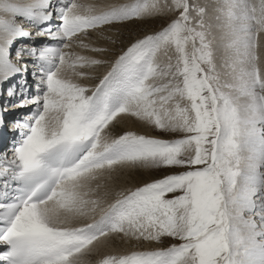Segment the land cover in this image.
<instances>
[{
	"label": "snow or ice",
	"instance_id": "snow-or-ice-1",
	"mask_svg": "<svg viewBox=\"0 0 264 264\" xmlns=\"http://www.w3.org/2000/svg\"><path fill=\"white\" fill-rule=\"evenodd\" d=\"M164 8L178 15L82 83L109 61L73 44L103 56L90 32ZM215 12L219 42L190 0H0V133L15 134L0 152V264H264V0ZM45 35L55 43L36 45ZM19 40L31 43L13 57ZM18 108L29 111L7 121ZM123 116L183 135L116 133ZM173 168L104 206L118 170ZM113 237L179 243L99 253Z\"/></svg>",
	"mask_w": 264,
	"mask_h": 264
},
{
	"label": "bare ground",
	"instance_id": "bare-ground-1",
	"mask_svg": "<svg viewBox=\"0 0 264 264\" xmlns=\"http://www.w3.org/2000/svg\"><path fill=\"white\" fill-rule=\"evenodd\" d=\"M214 1L216 2L215 4L217 5V0H214ZM22 2H24V0H22ZM79 2L82 4L94 5L97 9H99V8L105 7V6L110 5V4L127 2V0H79ZM209 10H211V9H209ZM216 14H217L216 12L214 14H212L214 16H211V18H209V20L205 16L206 17L205 20L207 21V23H210L213 25L212 34H213V36L217 37V42H219L218 35L220 34V32L215 27V25L217 23V21L215 20ZM144 22H146V21H144ZM144 22H142V23H144ZM56 23H57V21L55 19H53L52 26L55 27ZM132 24H133V21L128 22L126 24L122 23V24L112 25L110 28L105 29L103 31L90 32L89 33V39L85 40V43H91L93 45L102 46V47L107 48L109 51L107 53H105L103 56H101V54H99V53H94V52H91L87 49H81L76 44H73V47L69 50L74 51V52H78V53L83 54V55L95 56L97 58H103V59L108 60L110 63L118 55V54H116V52H117L116 41L124 39L122 35L127 34L128 28L133 27ZM26 26L27 27L29 26L28 27L29 31L33 29L32 30L33 34H35L38 31V29L34 28L31 24L26 23L25 28H26ZM125 29H127V30H125ZM130 32H128V34H130ZM137 33H139V32H137ZM108 37H111V38L109 39ZM43 38H46V43L48 40L52 44L55 43V41L49 39L47 37V35H45L43 37H39L38 39H41V40L38 42L43 44ZM29 43H31V41ZM260 43H261L260 53H261V59H262V65L261 66H262V68H264V34H261ZM35 44H36V42H35ZM15 50H16L15 47H13V49H12L13 57L15 55ZM218 57L219 56H217V58ZM218 61H219V59L217 60V62ZM30 65H31V59L29 58V67H30ZM109 66H110V64H105V65L97 67L95 69H85V71H88L92 74L93 78L83 80L82 83H86L89 85H94L95 83H98V77L103 75L108 70ZM2 99H5V98H2ZM2 99H0V101H2ZM12 103H14V102L12 101ZM27 111H29V110H27ZM27 111H25V113ZM123 130H134V131H137L138 133H142V134H151L152 132H154L152 127L145 125L144 123L136 120L135 118H131V117H127V116L121 117L119 123L117 124L116 128L114 129V131L116 133L122 132ZM7 133H10V132H8L7 130H4L2 133H0V143L3 145H5V136ZM9 141L11 142L12 140H9ZM9 144L10 143H7V145H9ZM7 147L2 148L0 151L3 152ZM163 174H166V173H161L160 175H155L149 169H124L122 171L118 170L116 173H114V175L117 178L115 180L108 182L107 191L109 194L105 195L106 190L102 188L100 190L99 195L104 198V206H106L107 203H111L112 200L116 198V195L118 194L119 191L135 188V187L140 186L143 183L148 182L151 179L159 177ZM96 214L99 215V210L97 211ZM91 219H92L91 216L86 217V218H82L80 222H90ZM156 247H158L156 242L143 241V240H141V241L121 240L120 237H113L111 243L107 246H98L99 253L112 252V251H125V250L131 249V248L151 249V248H156ZM96 258H97V255H95V254L92 256H89V257H85L88 264H95Z\"/></svg>",
	"mask_w": 264,
	"mask_h": 264
},
{
	"label": "rangeland",
	"instance_id": "rangeland-1",
	"mask_svg": "<svg viewBox=\"0 0 264 264\" xmlns=\"http://www.w3.org/2000/svg\"><path fill=\"white\" fill-rule=\"evenodd\" d=\"M171 3H172V0H161L162 6L164 4H168L170 6ZM190 3L199 4L200 6L206 7V9H207L206 17L208 20H209V18H211V16H214V15H212L215 13V8H216V4H215L216 2L214 0H203V1L202 0H190ZM209 9H211L212 11ZM177 15H178L177 10H170V8H164V10L161 13H159L153 17L140 19V20H133V24H132L133 27L128 28L126 35H122L124 39L116 41V45H117V52L115 51L116 54H119L124 48H126L129 45L130 42L134 41L135 39L143 37L144 35H147V34H152L156 31L160 30L162 27L166 26L169 22H171L173 19H175ZM192 15L194 16L195 13L193 12ZM206 17H205V19H206ZM144 21H146V22H144ZM142 22H144V23H142ZM206 23H207V21H206ZM123 24H126V23H123ZM25 25H26V23H24V27H25ZM115 25H117V24H115ZM28 27L26 26L25 29H28ZM125 30H127V29H125ZM128 32H130V34H128ZM137 32H139V33H137ZM219 35H218V37H219ZM40 40L41 39H38V38L35 40L36 45H38L37 43H40V42H38ZM40 44H42V43H40ZM219 54L220 53L218 52L217 56H220ZM218 59H219V57L217 58V60ZM217 63H219V61ZM24 113H25V111H24ZM152 129L154 130V132H152L151 134H147V135L155 136L158 138H164V139L178 138L179 136L183 135L182 133H179V132H176V133L162 132V131L157 130L153 127H152ZM182 170L183 169L173 168V169H162V170H151V171L155 175H160L161 173L178 172V171H182ZM173 243H179V241L173 240L171 238H163L161 242H159V243L156 242L158 247H167ZM158 247H156V248H158Z\"/></svg>",
	"mask_w": 264,
	"mask_h": 264
}]
</instances>
